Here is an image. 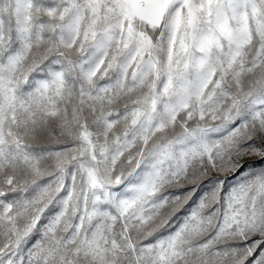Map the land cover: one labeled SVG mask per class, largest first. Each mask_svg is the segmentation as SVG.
I'll return each mask as SVG.
<instances>
[{
    "label": "snow or ice",
    "instance_id": "6c2138e0",
    "mask_svg": "<svg viewBox=\"0 0 264 264\" xmlns=\"http://www.w3.org/2000/svg\"><path fill=\"white\" fill-rule=\"evenodd\" d=\"M54 128L74 143L37 150ZM246 157L264 163V0H0V264H264V167L143 243L167 186Z\"/></svg>",
    "mask_w": 264,
    "mask_h": 264
},
{
    "label": "rangeland",
    "instance_id": "374dc122",
    "mask_svg": "<svg viewBox=\"0 0 264 264\" xmlns=\"http://www.w3.org/2000/svg\"><path fill=\"white\" fill-rule=\"evenodd\" d=\"M104 82L105 81H101V83ZM189 124L190 126H194L195 122L189 121ZM31 143L37 150L60 151L67 146H71L74 142L66 136H61L59 129L54 128L51 133H41L37 137V139L31 141ZM242 163L245 166L244 169L238 172L227 174V176L225 174L216 173L214 171H211L203 176L197 173L195 177L190 176L188 180L182 181L180 184L167 186L160 193V195L168 196L169 198L179 196L181 197V200L179 203H170L161 210V216L154 222L153 225L156 231L154 232L153 236L143 241V243L152 242L157 237L167 235L176 227H178L179 223L183 222V220L189 214L190 210L198 204L200 198L214 187L218 178L224 179L225 185L229 186L232 184H236L237 181L241 178V172L247 171L250 166L257 170L261 167H264V163L261 162L259 157H246L242 161ZM47 180L48 178L45 177L44 180L41 181V183H45ZM193 180L195 182H193ZM189 193H191V197L185 200L184 197ZM31 194L32 193H29V195ZM64 194V192L59 193L57 199H59V197H62ZM13 195L14 194H9V198H12ZM56 211H58V206L56 205L55 201H53V203L50 204L49 207L45 210L40 223L37 225V228L40 229L41 225L47 222V218L50 215H53ZM37 239H39V234L37 232H34L33 235L28 238L27 244L24 245L25 254L27 248L31 247V245Z\"/></svg>",
    "mask_w": 264,
    "mask_h": 264
}]
</instances>
